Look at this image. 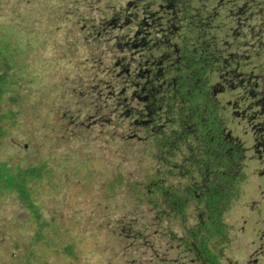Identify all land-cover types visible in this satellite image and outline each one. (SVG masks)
I'll list each match as a JSON object with an SVG mask.
<instances>
[{
	"label": "trees",
	"instance_id": "obj_1",
	"mask_svg": "<svg viewBox=\"0 0 264 264\" xmlns=\"http://www.w3.org/2000/svg\"><path fill=\"white\" fill-rule=\"evenodd\" d=\"M24 1L27 10L23 13L14 11L12 3L3 13L9 14L8 23H0V30L6 27L10 31L8 44L18 41L22 45L30 42L24 40L26 36L33 38V18L40 16H34L32 10L40 12L45 1ZM94 1L98 0H86L89 4ZM144 1L134 0L133 11L123 16V22L118 21L119 13L91 25V30L126 27L125 35L114 36L122 54L104 67L106 75L96 74L81 82L77 94L88 97L87 111L81 106L70 114L83 111L85 120L87 115H97L92 124L104 144L118 141L124 152L126 164L107 168L102 178L103 210L115 213L112 230L127 241L122 248L132 252L135 246L142 253L150 250L149 264H156L166 261L158 247L167 241V248L177 255L190 256L200 264H223L218 251L229 238L226 215L240 198L247 175V148L227 128L229 108H240L242 115L259 120L256 132L264 150L261 31H249L247 39L224 20L220 10L236 0H160L155 9L154 0ZM60 2L70 6L76 1ZM252 4L248 0L235 12L228 9L232 12L228 14L236 17L238 25L242 15L245 19L253 15L249 12ZM62 8L61 4L49 6L52 13ZM262 11L263 7L257 13ZM0 55L5 64L0 72L1 96L17 60L13 63L8 55ZM225 92L233 98L224 101L221 95ZM94 159L81 157L78 162L89 178L93 177ZM133 164L134 170L129 168ZM16 183L10 177L7 185L18 187L28 201L25 177ZM30 208L37 214L31 201ZM113 255L119 258L121 254Z\"/></svg>",
	"mask_w": 264,
	"mask_h": 264
},
{
	"label": "rangeland",
	"instance_id": "obj_2",
	"mask_svg": "<svg viewBox=\"0 0 264 264\" xmlns=\"http://www.w3.org/2000/svg\"><path fill=\"white\" fill-rule=\"evenodd\" d=\"M44 1L40 12L32 10L40 19L33 18V38L28 35L24 39L30 42L8 44L9 29L0 30V54L8 55L13 63L17 60L8 72V82L0 96V115H8L0 117V163L22 168L41 167L44 163L38 178L27 186L32 190L37 214L26 200L17 199L13 191L0 189V264H112L111 261L133 264L129 260L149 264L150 250L142 253L139 247H132V252L128 251L130 248H122L127 241L112 230L115 213L103 210L102 178L107 168L126 164L124 152L117 146L118 141L104 144L97 126L92 124L97 115H87L85 120L83 111L80 115L70 114L81 106L87 111L88 97L77 94L81 82L96 74L106 75L104 67L122 54L115 46L114 36L125 35L126 27L91 30V25L108 21L119 13L118 21L123 22L126 19L123 16L133 11L134 0H98L91 4L86 0H69L70 6L66 2L57 3L60 0ZM263 1L253 0L249 10L253 15L250 19L242 15L238 25L236 17L228 13L235 12L248 0L227 3L220 12L247 39L249 31H261L258 38L264 42ZM159 2L152 1V9ZM9 3L16 6L14 11L27 10L24 0H0L3 25L9 21V14H3ZM58 4L63 8L52 13L49 6ZM81 27L85 29L80 31ZM133 30L132 27L128 31L129 35ZM97 31L100 33L96 34ZM83 35L87 39H82ZM34 39L37 44L32 42ZM4 68L0 55V72ZM221 96L224 101L233 98L228 92ZM240 112V108L228 109L227 128L247 148V175L240 198L226 215L229 238L218 253L223 264H264V150L256 132L260 122ZM62 115H70L66 129ZM52 125L55 128L49 135ZM81 157L95 158L91 160L93 177L85 176L87 170L83 173L78 164ZM65 162L67 168L62 166ZM129 168L134 170V164ZM166 242L158 247L166 261L156 264H200L190 256L177 255L167 248ZM116 253L121 254L119 258L113 255Z\"/></svg>",
	"mask_w": 264,
	"mask_h": 264
},
{
	"label": "flooded vegetation",
	"instance_id": "obj_3",
	"mask_svg": "<svg viewBox=\"0 0 264 264\" xmlns=\"http://www.w3.org/2000/svg\"><path fill=\"white\" fill-rule=\"evenodd\" d=\"M6 116H8V115H0V117H6ZM62 117L65 120L64 126L66 129L67 125L69 124V121H70V119H69L70 115H62ZM54 128L55 127L53 125L50 127L49 135L50 134L52 135ZM0 136H1V130H0ZM25 146H27V144ZM62 166L67 168L68 167L67 162H65ZM30 168H35V169L32 172L27 173L28 169H30ZM25 170H27V172L25 173L26 175L23 174L25 172ZM39 172H40L39 166H37V165H32L31 167H25V168L19 167L18 165L7 167L3 162H1L0 163V189L13 191L15 193L17 199L24 201L22 198L23 197L22 194L18 190V187L13 188V187H10L7 185L8 179L11 177L12 179H14V181H17L16 184H20L22 182V179L25 177L26 186H28V183L31 180H35L38 178ZM4 177H7L6 178L7 180H5ZM27 189H28V187H27ZM28 195H29L28 201L26 200L27 205L30 207V201H31L33 207L35 208V203L31 197L32 196V190L28 189ZM31 210L34 213V209L31 208Z\"/></svg>",
	"mask_w": 264,
	"mask_h": 264
}]
</instances>
